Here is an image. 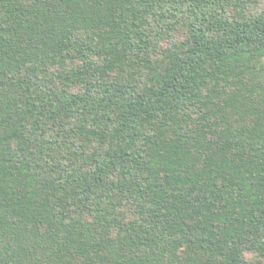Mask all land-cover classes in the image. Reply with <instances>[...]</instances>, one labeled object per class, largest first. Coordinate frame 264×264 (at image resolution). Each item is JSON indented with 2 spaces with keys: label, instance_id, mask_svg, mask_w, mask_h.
<instances>
[{
  "label": "trees",
  "instance_id": "obj_1",
  "mask_svg": "<svg viewBox=\"0 0 264 264\" xmlns=\"http://www.w3.org/2000/svg\"><path fill=\"white\" fill-rule=\"evenodd\" d=\"M0 264H264V1L0 0Z\"/></svg>",
  "mask_w": 264,
  "mask_h": 264
},
{
  "label": "rangeland",
  "instance_id": "obj_2",
  "mask_svg": "<svg viewBox=\"0 0 264 264\" xmlns=\"http://www.w3.org/2000/svg\"><path fill=\"white\" fill-rule=\"evenodd\" d=\"M260 1H264V0H260Z\"/></svg>",
  "mask_w": 264,
  "mask_h": 264
}]
</instances>
